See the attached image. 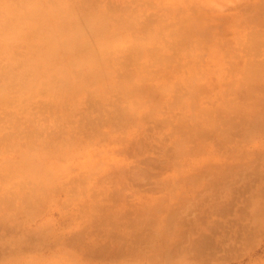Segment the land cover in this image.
<instances>
[{"label": "rangeland", "instance_id": "rangeland-1", "mask_svg": "<svg viewBox=\"0 0 264 264\" xmlns=\"http://www.w3.org/2000/svg\"><path fill=\"white\" fill-rule=\"evenodd\" d=\"M53 19L86 43L0 89V264H264V0H0V58Z\"/></svg>", "mask_w": 264, "mask_h": 264}, {"label": "bare ground", "instance_id": "bare-ground-1", "mask_svg": "<svg viewBox=\"0 0 264 264\" xmlns=\"http://www.w3.org/2000/svg\"><path fill=\"white\" fill-rule=\"evenodd\" d=\"M66 15L68 17L70 16L69 13H66ZM95 18L97 19V17ZM9 20H5V23H0L2 29L5 28L2 30V38L6 35V26L9 25L7 24ZM28 20L29 23L31 20ZM52 21L54 22L53 25L50 24L48 27H46V24H42L41 27L30 24L31 26H28L29 28H25L28 34L30 33L36 36L33 46L30 45L31 40L27 39L26 36L23 38H12L13 36H11L10 40L19 42V45L20 43L24 44L25 52L23 54L21 53L19 56H14L15 58H0V89L11 88L13 91L19 93L24 92V95L18 94L14 96L15 98L17 96L16 102L18 105L24 103L23 99H28L33 91L39 90L38 88L49 90L52 88L54 80H57L56 83L60 82L58 79L65 75H69L71 73V71H69V66L76 64V61L81 57V51H83L86 42L78 33L79 26L76 24H69V22H67L68 20L62 21L53 19ZM95 23H97L96 20ZM95 23L93 22V24ZM95 26V28H97V24ZM91 27H93V25ZM91 27L89 26L90 29H92ZM36 28H41L39 35L34 31ZM92 30H94V27ZM27 32L24 34H27ZM3 54L5 55V53ZM20 101L21 103L19 104ZM25 107L26 105L19 106L21 109H25Z\"/></svg>", "mask_w": 264, "mask_h": 264}]
</instances>
